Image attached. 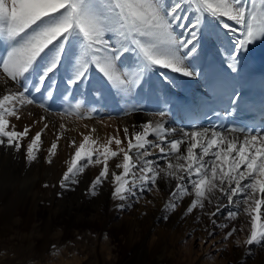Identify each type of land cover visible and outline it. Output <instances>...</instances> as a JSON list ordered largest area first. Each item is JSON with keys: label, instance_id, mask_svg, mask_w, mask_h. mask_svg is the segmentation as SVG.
<instances>
[{"label": "snow or ice", "instance_id": "snow-or-ice-1", "mask_svg": "<svg viewBox=\"0 0 264 264\" xmlns=\"http://www.w3.org/2000/svg\"><path fill=\"white\" fill-rule=\"evenodd\" d=\"M206 40L215 44L227 73L201 67ZM261 40L264 0H0V146L15 152L23 147L29 163L37 158L48 125L23 145L30 126L18 131L9 119L18 120L23 106L50 110L57 99L75 100L91 91L101 99L108 93L133 102L130 114L144 111L138 98L146 97L160 106L153 114L159 119L133 125L131 134L124 127L126 146L118 136L71 140L60 187L78 184L90 166L99 168L89 185L93 197L107 182L115 200L143 199L159 192L158 181H164L170 189L166 212L190 198L185 216L199 209L216 229L231 225L225 241L247 230L243 244L264 245V103L247 109L258 117L251 125L204 126L193 120L185 128H170L165 120L173 106L183 110L168 92L179 93L183 78L202 80L207 89L196 109L235 115L242 107L241 61ZM58 73H63V93ZM220 104L224 107L217 111ZM60 127L48 163L63 134ZM117 157L110 171L109 162ZM240 217L246 223L237 229L233 222Z\"/></svg>", "mask_w": 264, "mask_h": 264}, {"label": "bare ground", "instance_id": "bare-ground-1", "mask_svg": "<svg viewBox=\"0 0 264 264\" xmlns=\"http://www.w3.org/2000/svg\"><path fill=\"white\" fill-rule=\"evenodd\" d=\"M210 53L215 54L221 61L223 60V58L216 53L215 44L211 40H206L203 45V53L200 61L201 67L204 68L205 59ZM62 76L63 73H58L57 75L61 93L64 92ZM0 79H3V77L0 76ZM154 82L159 83V80L154 78ZM7 87H11V85H7ZM196 88L203 89L204 82L183 78L179 93L173 90H168V92L170 95L174 96H180L182 94V98L184 99V93L187 90ZM2 94L3 93L0 92V95ZM33 95L35 96L36 94L33 93ZM37 98L39 99V97ZM138 99L141 101L142 107L149 105L152 107L153 112L148 114L130 112V114H126V111H130L133 102L119 100L108 93H105V98L101 99L98 96H94L91 91H89L84 96L77 94L75 100H73L71 96H69L67 101L57 99L59 103L62 101L70 104L68 115L59 116L52 113L51 109L45 110L33 104L21 107L19 112L20 118L18 120L15 117H10L9 119L12 124H15L16 130L18 131H21L26 125L30 126L31 131L29 136L21 142L26 145L32 139L31 137L44 127L45 123L48 125V128L42 133V143L39 145L44 146L45 144L46 151L44 154L46 157L49 155L48 150L51 143L56 141L57 134L61 132L60 126L64 125L62 130L63 134L58 141L57 148L59 162L55 159L53 165H62L64 169H66V162L70 159L72 154V149L69 147V142L71 140H75L79 143L82 141L83 135H92L94 139L99 138L100 142H104L108 137L118 136L124 141L122 146H126L127 141L123 132L124 127H128L129 134H131L133 132V125L138 126L148 120L159 119L153 115L159 110L158 104L155 101L149 100L146 97H140ZM47 103L51 104V101H47ZM77 104L80 105L79 109L76 108ZM96 110H99V115H95ZM118 110H123V114L120 117H110L112 112ZM77 112L79 115L69 114ZM42 117L44 118L43 120H41ZM165 120L166 127L177 128L174 121L168 116ZM93 129H95L94 132L92 131ZM149 138L151 139L152 137ZM112 147L115 148L116 145L113 144ZM2 156L3 154L0 150V168L2 165L1 161L5 162L6 160ZM119 160L120 158L117 157L109 162L110 171L114 170V165L118 163ZM161 164H163V162H161ZM5 170L8 171L9 169ZM98 172L99 168L97 167L96 171L91 172V175L87 176V185L78 189L79 191L74 195L58 199L57 194L54 193V195L50 196L52 199H49L47 196L40 195L38 192V190L50 187L45 182L40 183V181H35L32 184L26 185L27 182L20 183L19 178H15L13 173L10 172L9 174L12 175L14 180L10 178L4 179V174L0 171V236L4 238L12 230L15 231L14 239L19 241L22 245L17 249V254L21 260L25 261V264L32 259L41 260L44 251L50 246L51 241L55 239L58 240L60 249L62 248V241L64 239L72 234L75 236L79 235L80 231L85 227L99 228L102 233L116 230V232L121 235L120 238H122L121 249L130 251L133 255H143L147 264H199L200 261L194 258L193 244L189 243L188 247L181 255L177 254L176 250V244L179 239H186L187 236L191 234L195 236L194 238L199 237L205 239L207 237V230L209 232L214 231L209 218L203 215L199 209L194 210L187 216L184 215L190 198H184L175 211L166 212L163 205L169 198L170 189L167 188V183L164 181H158L160 188L159 192L154 191L151 194L145 193L143 199L129 200L127 202L115 200L112 197L113 188L107 182L100 188L98 196L93 197L89 194V185ZM61 178L62 176L58 181L56 180L54 184H51L54 189H62L60 187ZM55 184L56 186L54 187ZM52 186L50 188H52ZM42 203H48L49 206H43ZM120 203H125V207L118 208L117 205ZM42 213L48 216L47 223L43 220L46 227L45 233H40V231H38L39 229L37 230L38 224H35L32 234L16 231L20 225L24 224L19 217L26 218L28 215V221L25 225V227H27L29 222L36 221L39 214L42 215ZM56 223H59V225L64 224V226L66 225V227H64L65 231L53 233L52 230ZM239 223L240 226L242 223H246V218L240 217L239 220L233 222L236 227ZM10 224L13 225L11 226ZM230 227L225 229L223 233L225 234L229 231ZM237 229L239 228L237 227ZM238 232L236 235L239 234ZM101 235L104 236V234ZM243 235L247 237L248 231L246 230L243 232ZM150 237L151 240L148 241ZM101 238L99 234L95 239L91 240V243H89L90 238L86 239L87 242L82 249L84 252L89 250L91 254L89 258L90 262L87 264L119 263L121 261L119 258L117 259V257H114V262L109 263V258L106 257L104 254L105 252H97L95 247H97ZM107 238L104 239L106 243L102 248L106 247L107 251L111 252L113 250V248H111V239ZM35 240L40 241L39 246L36 248L34 247ZM6 241L10 243L13 240L6 237ZM111 254L112 253H109V255ZM232 255L236 256L237 264H264V247L262 245H245L242 251H233ZM253 255L255 261L251 262ZM204 264L209 263L204 262Z\"/></svg>", "mask_w": 264, "mask_h": 264}, {"label": "rangeland", "instance_id": "rangeland-1", "mask_svg": "<svg viewBox=\"0 0 264 264\" xmlns=\"http://www.w3.org/2000/svg\"><path fill=\"white\" fill-rule=\"evenodd\" d=\"M59 116H63V115H59ZM22 144L26 145L24 143ZM38 147H39V152L36 153L37 158L34 161L29 163L26 160V157L24 154L25 149L23 147L21 148L19 152H15L12 148L5 149L3 146H0L1 153L3 154L2 157L6 159L5 162L1 161L2 165L0 168V171H2L4 174V179H8V178L13 179L12 175L9 174L10 172V173H13V176H15V178H19L20 183L27 182L26 185L32 184L35 181H40V183L45 182L46 184H48V186L51 187L52 183L54 184L56 180L58 181V179L63 175L64 171L66 170L64 169V166L62 165H57L58 167L53 165V161H55V159L58 160L59 162V153L56 151L55 155L51 157V163H48L47 161H48L49 155L48 157H46V155L44 154L46 151L45 144L44 146L42 145ZM5 169H9V170L7 171ZM96 169L97 167L90 166L88 169H86V171L80 177V182L76 185L70 186L69 189L56 190L52 186L53 189L48 187L47 189L38 190V192L40 195L47 196L49 199H52L50 196L54 195V193L57 194L58 199H62L65 196L69 197L70 195H74L76 192H78L79 191L78 189L83 188L87 185V176H90L91 172L96 171ZM55 186L56 184L54 185V187ZM42 204L43 206H49L48 203H42ZM27 217L28 215L26 216V218L19 217L20 220H22L24 224L20 225L19 228L16 229L17 232L32 234L35 224H38L37 230L39 229L38 231H40V233H45L46 227H45V223L43 222V220L47 223L48 216L46 214L44 213H42V215L39 214V217L37 218L36 221L29 222V225L25 227L28 221ZM10 225L12 226L13 224H10ZM64 227H66V225L64 226V224L59 225V223H56L52 231L53 233H58L59 231L64 232L65 231ZM212 227L214 229V231L212 232L213 234L210 236L209 231L207 230V237L205 239H202L199 237L194 238L195 236L192 234L187 236L186 239L184 238L179 239L176 244L177 254L181 255L182 252L188 247L189 243H191L193 244L192 247L194 249V258H196L197 261H200L199 264H204V262H207L209 264H237L236 256L232 255V253L233 251H242V249L245 246V244H243V241L247 237H245L243 233L238 232L239 233L238 235L234 234L231 238L225 241L224 240L225 234L223 233L225 229H222V230L216 229L214 225H212ZM237 227L240 228V223L237 225ZM0 228H1V223H0ZM82 230L80 231L79 235L75 236L72 234L66 239H64L62 241V246H61L62 248L60 249H59L58 240L55 239L51 241L50 246H48V248L44 251L42 255L43 260L42 259L41 260L32 259L28 261L26 264H87L90 262L89 258L91 254L89 253V250L84 252L82 248L84 244L87 242L86 239L90 238L89 243H91V240L95 239V237H97L99 234L102 237L99 240L100 246L99 244H97V247H95V249L97 250L98 253L105 252L104 254L106 255V257L109 258L108 259L109 263L114 262L113 258L117 257V259L119 258L121 260L117 264H147V261L146 259H144L143 255H140V254L133 255L131 254L130 251L121 249L122 238H120L121 235L117 233L116 230L107 231L106 233H102L101 230L96 227L95 228L85 227ZM87 231H89L90 233ZM14 233L15 231L12 230L6 236L8 239L11 238L13 240L10 243L6 241V237L3 238L0 236V264H25V261L21 260V258L17 254V249L22 245L20 244L19 241L14 239L15 238ZM101 234H104V236ZM107 237L111 239L110 240V242L112 243L111 248H113L111 252L107 251L106 247L102 248L104 247V244L106 243L104 239H106ZM150 240H151V237L148 238V241ZM237 240L241 241V245L239 247L236 244ZM34 243H35L34 247L36 248L39 246L40 241L35 240ZM262 246L264 247V245ZM109 253H112V254L109 255ZM253 261H255L254 255L251 258V262ZM241 264H244V263H241Z\"/></svg>", "mask_w": 264, "mask_h": 264}]
</instances>
